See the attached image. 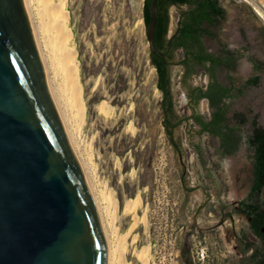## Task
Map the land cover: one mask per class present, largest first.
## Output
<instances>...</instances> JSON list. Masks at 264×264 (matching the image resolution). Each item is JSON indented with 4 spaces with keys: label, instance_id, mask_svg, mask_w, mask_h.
Wrapping results in <instances>:
<instances>
[{
    "label": "rangeland",
    "instance_id": "rangeland-1",
    "mask_svg": "<svg viewBox=\"0 0 264 264\" xmlns=\"http://www.w3.org/2000/svg\"><path fill=\"white\" fill-rule=\"evenodd\" d=\"M66 3L84 105V120L80 129L76 127L73 138L100 198L113 250L112 264H140L137 252L145 246H149L148 264H238V253L232 251L230 238L217 231L187 233L191 223L188 212L177 205L180 198L177 171L181 165L160 124V92L148 56L142 0H66ZM220 5L224 17L215 30L216 41L229 46L245 43L262 65L259 84L233 100L230 108L264 126V0H220ZM168 15L171 31L174 11L169 9ZM179 70L170 69L171 91L178 104ZM238 70L245 74L244 60L239 62ZM101 102L110 108L107 116L99 114ZM174 133L181 144L180 160L186 182L200 183L201 165L192 153L182 125ZM200 145L204 162L224 195L229 199L243 197L247 166L242 152L217 158L208 147L214 141L205 135L200 137ZM101 192L112 193L116 201L114 217L106 209L107 201ZM137 194L140 206L136 216L144 213L146 224L139 221L128 230L133 219L123 212V206ZM190 198L198 199V191L191 192ZM251 198L261 203L262 197ZM211 218L204 213L197 217L196 223L208 227ZM121 236L124 242H120L118 251L114 248ZM119 255L122 258L118 262Z\"/></svg>",
    "mask_w": 264,
    "mask_h": 264
},
{
    "label": "water",
    "instance_id": "water-1",
    "mask_svg": "<svg viewBox=\"0 0 264 264\" xmlns=\"http://www.w3.org/2000/svg\"><path fill=\"white\" fill-rule=\"evenodd\" d=\"M155 14L150 0V51ZM0 264H106L96 209L49 96L23 0H0Z\"/></svg>",
    "mask_w": 264,
    "mask_h": 264
},
{
    "label": "flooded vegetation",
    "instance_id": "flooded-vegetation-1",
    "mask_svg": "<svg viewBox=\"0 0 264 264\" xmlns=\"http://www.w3.org/2000/svg\"><path fill=\"white\" fill-rule=\"evenodd\" d=\"M216 4L220 5V0H215ZM200 11V0H187L184 3L178 4L176 1H168L166 12L168 17L167 32H166V44L164 50L152 51L159 55L160 65L162 66V72L159 75L157 71V65H153L155 69V85L163 84L167 80L168 93L164 94L163 89H157L160 92L159 108L161 113L160 124L163 128L164 135L168 142L169 148L174 155L177 156L180 169L177 171V195L180 196L178 201L179 207H184L190 218L188 234L200 231L203 233L205 230L217 231L222 237L230 238L231 249L234 253H238V264H264V222L259 220H253L251 215H247L246 211L250 210L251 205L258 204L252 200L251 196H248V184L246 182L250 162L247 156L245 140L241 137L236 144V150L234 153H221L220 138L202 130L203 123L210 121L211 108L208 107L207 98L203 93L207 90L208 83L211 81V74L206 71L205 67L210 66L208 61H203L202 56L206 52H213V57L216 61L214 67H220L219 63L221 57L225 63L229 59L233 61V67L228 68L224 73L227 74L232 82H226V85H231V92L235 93L237 87L246 81H250L246 88V92L251 88L256 87L253 83V78L258 77L257 83L259 84L262 65L253 58L252 53L248 50L247 45L243 42L231 44V46L216 41V37L208 38L200 33V39L191 40L186 39L184 46H174L173 36L175 35L180 18L186 20L185 11L189 9H196ZM172 9L175 14V21L170 31L169 28V15L168 10ZM223 10V8H222ZM224 17V11H223ZM213 26V30L218 29L220 21ZM191 26L203 28L204 23L193 24ZM200 42V49L198 43ZM199 55L200 57H196ZM152 60L153 57L151 58ZM241 60L246 63L245 74H241L238 70V65ZM154 62V61H153ZM152 64V63H151ZM218 64V65H217ZM178 67L177 83L180 91V104L175 103L172 91H171V77L170 69ZM201 77H203L201 79ZM195 79V80H193ZM245 92V93H246ZM221 102L228 105L232 102L231 97L224 96L221 98ZM182 125L184 134L188 139L191 146L192 153L195 155L196 160L201 165L200 167V183H187L186 172L183 164L180 160L181 156V144L179 137L175 135V129L177 126ZM205 135L206 138L212 139L214 145L208 147L212 150L217 158L225 156H231L241 151L244 155L247 166V172L245 176L246 193L241 198H227L219 182H216L214 175L209 172L207 164L204 162L200 137ZM193 137L197 140L193 141ZM198 191L199 198L191 199L190 193ZM223 196V198H221ZM263 199L261 198V202ZM175 204V203H174ZM212 217V222L208 227L197 225L196 219L203 214ZM236 220L238 223L236 224ZM201 235V234H200ZM227 240V239H226Z\"/></svg>",
    "mask_w": 264,
    "mask_h": 264
},
{
    "label": "trees",
    "instance_id": "trees-1",
    "mask_svg": "<svg viewBox=\"0 0 264 264\" xmlns=\"http://www.w3.org/2000/svg\"><path fill=\"white\" fill-rule=\"evenodd\" d=\"M150 0H142L141 17L144 27L147 22V9ZM170 0H155L156 14L155 24L153 29V45L158 50H164L166 44V32L168 17L166 12L167 3ZM178 4L184 3L187 0H172ZM186 20H179L178 29L173 36L174 46H184L186 39L199 40L200 33L205 37H216V33L213 30V26L218 23V19L223 17V10L218 6L215 0H200V11L196 9H189L185 11ZM193 24L204 23L203 28L191 26ZM200 49V42L198 43ZM202 56L203 61H208L210 66L205 67L206 71L211 74V81L208 83L207 90L203 95L207 98L208 107L210 111V121L203 123L202 130L210 133L211 135L220 138L221 153L232 154L236 150L237 141L243 137L245 140L247 156L250 162L249 171L246 182L248 184V196L262 197L263 201L258 204H253L249 211H246L247 215H251L253 220H259L264 222V126L259 125L254 119H248L246 115L240 110H232L230 108L231 103L225 105L221 102V98L224 96L231 97L232 101L243 97L246 92V88L250 81L242 83L235 93L231 92L232 86L226 85V82H232V79L224 73L228 68L233 67V61L228 60L224 62L223 57L219 63L220 67H214L216 63L213 52H206ZM148 56L150 63L157 67V71L161 76L162 66L160 65L159 55L148 50ZM153 57L154 60L151 58ZM196 57H200L196 55ZM154 61V62H153ZM218 65V64H217ZM258 77H254L253 83L257 86ZM167 80L163 84H158V89H163L165 95L168 93ZM188 264V263H186Z\"/></svg>",
    "mask_w": 264,
    "mask_h": 264
},
{
    "label": "bare ground",
    "instance_id": "bare-ground-1",
    "mask_svg": "<svg viewBox=\"0 0 264 264\" xmlns=\"http://www.w3.org/2000/svg\"><path fill=\"white\" fill-rule=\"evenodd\" d=\"M23 2L49 96L59 117L67 141L80 166L84 181L96 209L106 244V264H112L113 250L110 245V236L103 221V210L100 207V198L91 182V176L88 174L86 162L80 157L73 138L76 127L81 125L84 120V105L76 48L72 41V32L68 26L66 0H23ZM108 109L110 108L107 103L101 102L98 104L99 114L107 116L109 113ZM77 129H80V126ZM102 194L104 200L106 199L107 201L106 209L108 207L110 216H113L116 201L111 192H104ZM139 206L140 198L138 194L135 198L127 199L124 203L123 212L130 215L133 219L132 225L128 230L134 227L139 221L146 224L144 213L141 217L136 216L135 211ZM123 238V236L120 237V241H118L114 249L118 250V247H121L120 244L124 242ZM120 258H122L121 255L118 257V262L121 261ZM137 259L140 264H148L149 246H145L137 252Z\"/></svg>",
    "mask_w": 264,
    "mask_h": 264
}]
</instances>
